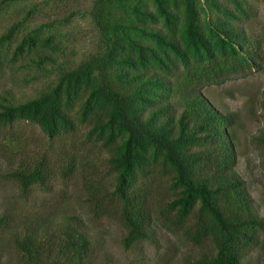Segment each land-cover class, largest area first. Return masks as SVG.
Instances as JSON below:
<instances>
[{"label": "trees", "instance_id": "trees-1", "mask_svg": "<svg viewBox=\"0 0 264 264\" xmlns=\"http://www.w3.org/2000/svg\"><path fill=\"white\" fill-rule=\"evenodd\" d=\"M148 1L93 0L90 11L99 34L98 51L60 70L35 98L10 104L1 94L0 127L27 121L51 138L85 123L87 137L109 148L110 169L116 175L104 200L97 191L91 192L93 205L99 210L106 209L107 202H117L125 248L150 238L154 222L188 240L211 238L215 252L188 264H242L243 254L255 248L259 233H264V218L233 168L235 114L216 109L202 89L257 68L258 49L231 21L216 25L215 35H208L195 0H151L165 21L164 31L154 29L147 19L155 23L157 15L148 9ZM170 7L183 14L180 23ZM16 30L17 23L0 35V53ZM199 49L204 51L202 58ZM31 51L39 60L53 61L40 39L29 34L14 46L12 59ZM1 58L0 54V64ZM173 96L181 107L178 112L170 103ZM262 106L264 111V91ZM117 132L125 134L122 143ZM256 139L264 164V131ZM157 163L170 171L171 195L158 197V208H151L144 177ZM45 164H22L9 176L25 192L33 184L44 185L49 177ZM3 223L0 216V227ZM60 234L62 245L56 249L62 262L80 264L88 247L85 236L70 223ZM41 243L28 234L14 237L26 258L21 264H45ZM52 262L59 264L56 254Z\"/></svg>", "mask_w": 264, "mask_h": 264}, {"label": "rangeland", "instance_id": "rangeland-1", "mask_svg": "<svg viewBox=\"0 0 264 264\" xmlns=\"http://www.w3.org/2000/svg\"><path fill=\"white\" fill-rule=\"evenodd\" d=\"M92 2L0 0V35L17 23L14 36L1 49L5 52L0 53V95H5L8 103L37 97L60 70L98 51L100 39L90 11ZM195 6L208 35H215L216 25L231 21L254 40L260 55L257 68L244 76L207 85L202 93L220 112L235 114L233 168L244 180L257 214L264 218V164L256 139L264 131V0H195ZM148 9L157 15L155 23L147 19L148 25L164 31V18L155 11L151 0ZM170 10L180 23L183 14ZM26 34L40 39L53 61L39 60L33 51L13 60L11 51ZM197 54L202 58L204 51L199 49ZM170 103L177 112L181 109L177 96L170 97ZM147 110L144 107L145 115ZM163 122L160 117L159 123ZM115 137L122 143L125 134L117 132ZM102 143L87 137L85 123H78L75 131L51 138L37 124L27 121L0 127V216L4 219L0 227V264H21L26 260L14 244V237L24 234L41 240L43 263L52 264L56 254L58 263L66 264L56 246L62 245L60 233L68 223L88 241L80 264H188L215 252L210 237L188 240L181 232H168L154 222L150 238L125 248V229L117 215V202H107L106 209L99 210L93 205L91 192L97 191L104 200L113 190L116 176L108 161L110 150ZM40 161L46 163L49 177L44 185L33 184L22 192L9 172L22 164L31 167ZM169 174L158 163L146 173L151 208H158V197L166 199L171 195ZM259 234L258 245L243 254L242 264H264V233Z\"/></svg>", "mask_w": 264, "mask_h": 264}]
</instances>
